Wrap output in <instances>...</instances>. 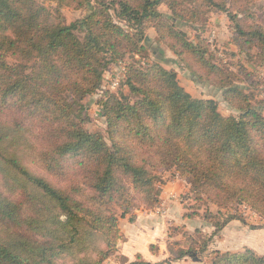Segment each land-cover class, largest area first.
Wrapping results in <instances>:
<instances>
[{
  "label": "trees",
  "instance_id": "obj_1",
  "mask_svg": "<svg viewBox=\"0 0 264 264\" xmlns=\"http://www.w3.org/2000/svg\"><path fill=\"white\" fill-rule=\"evenodd\" d=\"M44 2L88 12L54 23ZM199 2L227 11L233 33L256 43L264 59V29L243 25L222 0H0V113L8 105L17 114L0 128V177L7 180L0 185V264L119 259L120 230L108 205H118L121 217L137 205L157 206L158 171L169 168L196 197L226 208L218 210L224 218L212 222L211 236L241 219L240 205L264 216V115L229 80L217 84L237 116L222 115L213 99L193 97L174 69L130 64L125 84L133 99L111 93L99 100L109 142L82 124V100L101 86L107 65L127 53L147 54L149 26L197 79L216 84L221 71L205 60L204 48L158 9L164 3L172 19L192 18ZM191 4L194 11L183 15L180 7ZM23 139L31 142L27 161L17 150ZM71 164L75 177H62ZM211 264H264V256L251 248L216 251Z\"/></svg>",
  "mask_w": 264,
  "mask_h": 264
},
{
  "label": "rangeland",
  "instance_id": "obj_2",
  "mask_svg": "<svg viewBox=\"0 0 264 264\" xmlns=\"http://www.w3.org/2000/svg\"><path fill=\"white\" fill-rule=\"evenodd\" d=\"M226 3L228 11L235 13L238 20L243 25H260L264 29V0H222ZM44 5L51 13L50 20L57 22L63 21L69 24L88 12V8H75L73 5H64L60 8L55 3L44 2ZM180 7L184 11L183 15L190 13L193 8ZM206 3L199 2L198 8L194 11L192 18L172 19L170 8L162 3L158 9L164 17H169L175 22V27L186 34L187 40L199 44L205 50V60L210 64L217 66L221 71V76L216 80V84L197 79L193 73L186 68L181 60L175 55L174 50L163 42L155 27L149 26L145 29L148 37L144 44L147 49L146 55L127 53L122 59L114 63H109L103 73L101 86L93 94L86 96L82 100L85 105L82 114L83 126L91 132H99L108 141L106 118L103 115L99 100L105 99L108 94L128 95L129 88L125 84L127 66L134 64L136 66H145L147 63H159L167 69H174L177 74L178 82L193 97L202 99H213L216 101L218 111L224 115H238V111L233 105L224 98L223 87L217 83L228 82L242 90L243 94L249 96L252 104L260 108L264 115V59L259 57L261 50L256 43L246 44L247 37L237 36L235 30L233 33V19L227 11H219L207 8ZM252 13L253 17H245V13ZM247 15V14H246ZM249 18V19H246ZM244 21H243V20ZM119 25L124 26V22L116 18ZM236 35V36H235ZM258 40L256 39V42ZM143 43V42H142ZM207 71V70H206ZM8 105L2 106L0 113V128L7 125H13L17 121V114L9 111ZM28 138L25 132L22 135ZM24 143L17 147L21 158L24 161L29 159L31 153V143L23 139ZM26 141V142H25ZM11 153H14L12 151ZM75 164L62 177L72 178L76 173ZM41 171V169H38ZM159 172V181L161 192L166 184H175L176 181L183 183L176 190L171 191L169 198L172 202L178 203L179 209L173 214L172 219H168L166 234L171 237L168 239V248L171 250V257L175 258L183 250L193 249L194 255H187L189 258L199 259L201 264H211L214 252L236 253L245 248L253 249L258 255L264 256V216L256 213L248 205H240L238 213L240 220L229 221L218 233L211 236L214 228L212 222L221 221L224 216L218 214V210L224 211L225 207L218 208L217 205L206 201L204 198H198L190 192V185L178 173L173 174V168ZM161 173V174H160ZM7 181L0 177V185ZM6 189L5 185L4 188ZM86 194H92L91 190H86ZM161 195V194H160ZM203 197V196H202ZM138 204V203H137ZM232 207H236L233 204ZM108 210L116 216L117 222L120 218L131 219V213L135 216L137 211L154 212L158 217L167 216L168 207L163 199L157 206L146 208L137 205L130 213L121 217V210L118 205L109 204ZM232 211H235L233 208ZM168 218V217H166ZM134 220V218H133ZM159 222V220H156ZM119 224V223H118ZM119 226V225H118ZM206 245L207 250L201 252L200 248ZM216 247V248H215ZM151 248L154 247L151 245ZM219 248V249H218ZM214 251V252H213ZM114 259H116L114 257ZM105 259L102 264L106 261ZM167 260V258H166ZM165 260V261H166Z\"/></svg>",
  "mask_w": 264,
  "mask_h": 264
},
{
  "label": "crops",
  "instance_id": "obj_3",
  "mask_svg": "<svg viewBox=\"0 0 264 264\" xmlns=\"http://www.w3.org/2000/svg\"><path fill=\"white\" fill-rule=\"evenodd\" d=\"M182 184L180 181H176L175 184L168 183L163 188V193L161 192L160 201L163 199L168 207L167 216L157 217L154 212L137 211L132 221L127 218L119 219L120 238L117 242L119 259L108 258L103 264H140V261L143 262L141 264H201L199 259L189 258L187 255L169 259L171 250L167 242L171 237H166L167 221L172 219L173 214L179 209L178 203L172 202L169 195ZM232 222L233 220L230 223Z\"/></svg>",
  "mask_w": 264,
  "mask_h": 264
}]
</instances>
